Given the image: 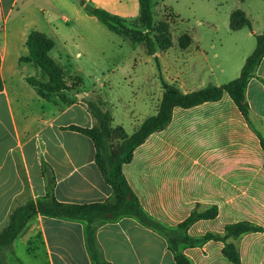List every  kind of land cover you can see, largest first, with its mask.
<instances>
[{
	"label": "crops",
	"instance_id": "obj_1",
	"mask_svg": "<svg viewBox=\"0 0 264 264\" xmlns=\"http://www.w3.org/2000/svg\"><path fill=\"white\" fill-rule=\"evenodd\" d=\"M89 6L123 18L139 10L138 0H84L83 4L75 0H0V228L15 204L45 194L43 160L54 173L53 193L59 201L101 202L112 194L95 162L92 139L69 128L93 126V114L81 100L84 96L89 100L91 91L103 92L101 101L109 106V77L119 64L108 65L105 60L114 30L91 15ZM31 30L41 31L53 40L49 55L67 77L81 74L86 79V89L66 92L71 102H63L55 110L51 104H38L37 109L29 110L25 92L36 91L25 79L29 75L25 76L23 69L28 64L21 63L20 56L27 53L25 40ZM123 37L129 54L140 56L133 63L131 81L154 86L157 96L150 108L146 92L141 104L133 109L136 126L145 118L139 119L137 114L150 109L154 113L162 96L161 80L175 79L181 91L190 92L232 80L243 66L239 65L226 81H206L201 76L204 64H200V72L196 65L208 60L207 53L200 40L192 39L174 60L180 66L173 78L166 48L161 72H155L152 61L158 54L148 53L142 41ZM140 63H150V69L139 68ZM188 63L191 65L187 67ZM35 98L42 101L38 95ZM245 98L249 121L226 92L217 101L175 107L168 126L151 133L137 146L122 170L145 211L166 225H176L195 207L205 210L216 205L215 217L199 219L187 229L191 238L223 232L225 224L239 220L261 225L260 232H248L228 241L236 245L240 264H263L264 151L258 134L264 138V55L247 83ZM110 109L113 124H121L114 122L112 106ZM17 239H22L30 252H41L44 264H92L82 220L38 214ZM96 239L109 264H176L166 237L132 216L99 226ZM223 246L222 241L209 239L184 245L183 252L194 264H233L223 255Z\"/></svg>",
	"mask_w": 264,
	"mask_h": 264
},
{
	"label": "trees",
	"instance_id": "obj_2",
	"mask_svg": "<svg viewBox=\"0 0 264 264\" xmlns=\"http://www.w3.org/2000/svg\"><path fill=\"white\" fill-rule=\"evenodd\" d=\"M155 0H138L140 14L146 23L147 31L153 21L152 3ZM88 11L95 16L108 29L126 35L130 28L124 26L123 18L112 14L100 7L89 6ZM247 26L251 28L250 21L241 10L230 14L229 27L237 30ZM147 45L148 53H154V45L149 37L143 39ZM191 43L189 36L180 39V46L187 47ZM27 53L20 60L32 64L37 68L42 77L26 76V81L31 85L37 95L42 99L57 96L62 102L69 103L66 92H82L86 89V79L81 74L66 76L61 65L50 55L54 42L45 33L31 30L25 40ZM264 55V29L256 35V46L246 58L237 77L220 85H208L190 92H183L173 82L161 80L162 96L154 113L145 117L133 130L127 133L121 124H113V117L109 106L101 101L96 91H91L89 100L86 96L81 100L87 104L93 114L94 124L90 128L71 125L69 128L78 130L89 136L96 148L95 162L103 177L112 188L110 197L101 202L68 203L55 198L53 189L55 176L51 166L42 161V175L46 183V192L43 196L30 198L24 203L15 204L8 215L4 225L0 228V251L11 248L14 241L26 229L28 224L38 215L62 217L85 222L86 246L92 264H109L101 254L100 246L96 239V230L107 222L117 220L122 216L137 218L146 226L152 227L162 233L168 242V247L174 255L176 264H194L183 252L184 245L195 244L204 240H219L224 243L222 253L233 264H240V254L236 245L229 239L236 240L248 232H260L263 227L248 220H239L225 224L223 232H207L200 238H191L186 234L187 229L197 220L213 218L217 214V206L211 205L205 210L195 207L180 222L169 226L155 219L142 207L137 196L130 188L122 167L128 163L137 146L153 132L164 129L172 118L175 107L189 108L208 101H217L226 92L229 94L242 116L249 121V105L245 98V89L249 79L254 76L259 62ZM94 98V99H93ZM261 147L264 151V138L258 134ZM0 264H6L0 254Z\"/></svg>",
	"mask_w": 264,
	"mask_h": 264
},
{
	"label": "rangeland",
	"instance_id": "obj_3",
	"mask_svg": "<svg viewBox=\"0 0 264 264\" xmlns=\"http://www.w3.org/2000/svg\"><path fill=\"white\" fill-rule=\"evenodd\" d=\"M75 1L79 3V0ZM152 4L153 21L151 27L154 29L147 31L140 10L135 9L125 18L122 17L124 26L131 29L125 33L134 41H142L146 50L147 45L143 39L149 37L152 40L154 53L159 56H156L152 61L155 72H158V69L159 73L161 72V58L165 55L163 52L166 48L170 60L168 62L170 64L169 75L173 78L177 76V70H179L180 65L174 63V60L182 54V47L179 45L180 39L184 35L189 36L191 41L192 39L200 40L208 60L206 62L199 61L196 70L200 72V64L203 63L205 68L201 69V76H204L206 81L212 79V83H214L226 81L229 76L234 75V71L239 65L245 63L246 58L255 49L256 35L262 33L264 28V0H244L243 2L240 0H155ZM240 9L246 11L241 10L250 21L252 28L249 29L244 26L237 30H231L229 27L230 14ZM10 26L9 32L11 33ZM117 34L111 31V37L108 40L110 47L105 54L108 65L119 63L115 66L116 71L109 77L112 86L108 89L106 100L108 101L107 105L112 106L114 122L123 124L126 131L131 134L136 127V122L133 119L136 112L133 109L141 104V99L146 97V92L149 93L148 106L150 108L153 105L151 102L157 96L154 92V86L149 84L140 86L131 81L133 63L139 60L140 56L136 53L130 55L129 45L124 40V34L120 33L119 36ZM211 45L213 46L211 47ZM50 54L53 55V53ZM21 63L24 64L25 62L21 61ZM27 64V67L23 69L25 76L42 77L37 68L30 63ZM189 65L191 64H186L187 67ZM139 68L143 70L148 68L149 70L150 63L148 65L140 63ZM221 68L225 70L224 73H220ZM117 78L119 81H116ZM169 82L177 84L175 79H171ZM135 91L138 92V96H135ZM25 93L29 100L30 111L37 109L38 104H51L54 110L63 104L55 95L38 102L35 98L36 93L30 91ZM98 94L100 98L104 95L103 92ZM151 113L153 112L150 109L148 112H141L137 115L141 119L151 115ZM0 254L6 264H44L41 252L37 250L30 252L26 249V244L22 239H16L13 248L5 247L0 251Z\"/></svg>",
	"mask_w": 264,
	"mask_h": 264
},
{
	"label": "water",
	"instance_id": "obj_4",
	"mask_svg": "<svg viewBox=\"0 0 264 264\" xmlns=\"http://www.w3.org/2000/svg\"><path fill=\"white\" fill-rule=\"evenodd\" d=\"M83 2H84V0H79V3H80V4H83Z\"/></svg>",
	"mask_w": 264,
	"mask_h": 264
}]
</instances>
